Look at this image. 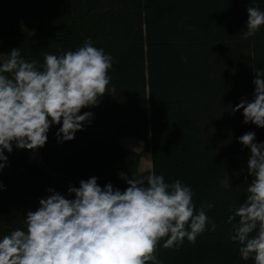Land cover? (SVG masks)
Instances as JSON below:
<instances>
[{"label":"trees","instance_id":"trees-1","mask_svg":"<svg viewBox=\"0 0 264 264\" xmlns=\"http://www.w3.org/2000/svg\"><path fill=\"white\" fill-rule=\"evenodd\" d=\"M249 6L264 10V0H0L5 59L19 48L39 68L45 54L78 50L91 38L114 58L115 89L82 109L94 118L73 140L58 142L62 124L51 126L40 148L43 165L31 161L32 150H5L0 239L26 230L27 212L49 188L74 199L69 186L93 176L101 187L125 190L124 178L155 173L190 186L197 210L214 205L205 209L206 229L194 245L185 238L179 249H165V239L159 242V264H254L241 259L227 223L247 197L245 177L252 179L236 171L237 156L250 151L239 137L254 132L264 143V128L245 124L242 109L232 111L241 98L253 99L254 68L264 69V26L243 38ZM128 137L151 153V170L141 171L140 153L122 145Z\"/></svg>","mask_w":264,"mask_h":264},{"label":"clouds","instance_id":"clouds-1","mask_svg":"<svg viewBox=\"0 0 264 264\" xmlns=\"http://www.w3.org/2000/svg\"><path fill=\"white\" fill-rule=\"evenodd\" d=\"M243 38L264 26V10L249 6ZM114 58L86 38L82 47L62 55L45 54L39 68L19 48L0 63V171L8 166L13 146L36 150L45 146L53 124L61 125L58 142L71 141L94 118L82 109L97 106L109 88ZM253 99L241 98L232 111L243 110L244 123L264 128V69L254 68ZM254 132L239 137L250 149L246 199L232 209L227 223L230 239L238 243L242 260L264 264V143ZM125 190L110 182L101 187L93 176L69 186L68 199L52 188L40 207L29 210L26 230L16 229L0 239V264H159L156 251L179 249L185 238L195 244L209 217L204 203L197 210L193 191L180 180L166 183L155 173L124 178ZM4 186L0 184V188ZM194 212L198 214L194 215ZM238 218V219H237Z\"/></svg>","mask_w":264,"mask_h":264},{"label":"rangeland","instance_id":"rangeland-1","mask_svg":"<svg viewBox=\"0 0 264 264\" xmlns=\"http://www.w3.org/2000/svg\"><path fill=\"white\" fill-rule=\"evenodd\" d=\"M0 60L4 61L5 57L0 55ZM121 143L124 147L129 149L135 150L140 153L141 156V163H140V170L146 171L152 169V156L149 151H147L144 147V144L138 138H123L121 139ZM250 157V151L247 154L238 155L237 156V167L236 171H246L248 166V160ZM30 159L33 162L43 165L42 159L40 157V148L31 151ZM30 203L34 202L33 199H29Z\"/></svg>","mask_w":264,"mask_h":264}]
</instances>
